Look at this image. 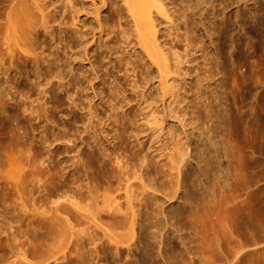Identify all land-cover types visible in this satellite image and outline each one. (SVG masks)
<instances>
[{"label": "bare ground", "instance_id": "6f19581e", "mask_svg": "<svg viewBox=\"0 0 264 264\" xmlns=\"http://www.w3.org/2000/svg\"><path fill=\"white\" fill-rule=\"evenodd\" d=\"M2 1L4 2V0ZM5 1L8 3L6 6L8 10H5L7 13L4 21L2 18L4 23L0 24V46L3 47L0 49V59L7 60V79H5L7 95L5 97L0 93V104L2 105L0 107V153L6 158L7 169L4 170L5 172L3 171L4 177L1 176L0 180L5 182L4 190L7 186L6 211L10 220L7 230L0 227V234L7 233L6 263L210 264V257H207L209 254L206 253L207 256H198L197 258L196 255L200 253L203 238L208 236L212 228L217 225L220 230L225 229L224 239L227 245L226 250L222 249L219 240L213 235L214 243L211 241L215 245V248H212L213 254L216 253L215 255H219L220 258L222 256L221 259L224 261V258L226 260L227 257L225 254L231 252L236 254L234 258H232L233 256L231 258L237 260L238 264H263L264 253L262 249L264 248L262 246V249L259 248L261 242L256 245L258 251H261L259 254L245 256L241 250L249 241H254V245L256 242L258 243L264 234V188L260 184H263L261 179L264 176V99L262 93L257 97L258 106L249 113L250 118L247 112L243 111V106L237 105L235 99L232 102L235 108H230L228 111L225 109L226 114L223 115L225 123L223 125L226 133L229 134L226 144L223 143L225 144L223 155L226 159L232 158L234 174L231 173L238 181L236 188L224 183L226 175L218 173L220 170L219 155L221 156L222 150H220L221 153L218 152L217 147L220 143L218 144L213 136L212 138L208 136L205 143L200 141V144L197 145L198 148H194L193 154L189 145L191 136L186 131L187 125L184 122L185 115L181 117L180 121L178 120L179 123L175 122L176 127L182 133L175 135V126L170 125L167 116L175 115L178 106L183 104V93L179 91L178 86L171 92L166 90L165 84L159 86L162 95H165V90L169 93L171 101L166 100L168 102L167 107L166 103L163 104L164 113L162 116L153 109H149V114L145 118V121L147 120L144 122L145 128L148 129L151 136L157 139L155 141H158L159 144L155 157L149 158L147 154L143 153L145 145L137 139V135L142 136L144 133L142 129L140 130L142 125L138 124L139 121L136 120L135 116L129 119L130 122L127 121V112L123 111L126 108L125 105L132 103L126 97L123 98L125 105L117 102L120 110L117 112L114 110L116 115L108 110L109 114L114 113L113 118L115 120H111V123L113 125L117 123L114 126L116 131L111 129L115 133H113V138L108 136L112 139H107L106 134L109 132L107 127L109 129L111 127L106 123L105 126L104 122L99 120L94 109L96 107H93L91 102L88 106L86 105L88 108L82 105L81 100H87V93L85 92L86 98H82L83 94L82 97H79V99L82 98L80 100L82 104L77 100V102L75 100L70 101L74 110L68 109L71 111V115L67 111L69 121L64 120V122L59 123L53 120L52 108L62 107L63 100H59V96L56 97L55 95L54 97L61 104L54 100L57 104L52 101L55 106L51 104L50 106L51 100L49 101L48 94L55 90L57 93L58 89L64 92L66 86H70L69 77L66 78L67 76L65 77L61 73L66 71L70 78L74 77V87H80V85L76 78L77 69L72 65L73 60L66 64L64 63L66 61H59L61 62L59 64L57 63L59 58L57 61L54 59L56 58L55 55L49 58L45 54V48L38 44V35L40 30H43L49 36L48 38L54 39L57 32L54 25L57 22L58 12H63L65 5H69L75 15L71 22V27H73L71 28V35L73 37L69 41V48L71 50L82 48L87 29H84L80 23L79 10L76 11L73 5L77 0H57L56 6L51 10L42 0ZM85 1L80 0L81 5H84ZM118 1L121 3L132 39L140 54L149 64L148 69L156 65L157 71L161 73H163V67L170 69L171 66L168 64L167 54L157 43L158 35L162 37L164 33L162 42L165 44L167 53L170 54L169 48L171 51L173 50L172 55L175 58V63H180V55L175 52L174 45L170 44L174 40L180 44L182 42L185 44V51L192 45L195 47L201 45L203 40L198 34V28L203 23H196V19H201L204 12L216 11L212 0L208 6H206L208 0H161L165 4L159 6L155 3L157 0ZM249 1L251 0L230 1V4H242L244 8L243 11L237 10L235 21L231 18L227 22L223 21L219 57L223 72L232 78L230 84L232 97L239 96L242 103L246 100L247 94L249 95V90L257 88V86L260 87L259 84L262 81H260L259 76L264 75V0L259 1L262 3V6L260 4L258 8H261L262 11L261 19H257L256 15L254 16L257 18L251 16ZM102 2L104 5L106 4V0H102ZM165 5L168 6L170 14L165 10ZM202 7L205 9L198 13L197 10L201 11ZM221 8L219 11L220 9L223 11V7ZM161 10L164 12L160 13ZM154 14L158 18L165 19L164 27L160 24V27L165 29L162 33L157 30L158 25L155 23ZM95 17L102 35L109 36L112 34V31L106 33L105 29L110 21L108 19L102 20L98 13L95 14ZM57 23L59 26L62 24ZM214 23L209 24L208 29L210 31L214 30ZM179 24L184 26V34L178 33ZM234 25L236 29L238 28L237 30ZM114 27L115 25L112 26V28ZM116 27L122 32L121 26L117 25ZM68 29L63 26L59 29V33L66 35ZM167 29L172 30V35L167 34ZM206 34L211 41L210 35ZM217 35L218 32L215 33V36ZM166 36H172V41L168 45L164 39ZM112 38L110 37L104 44L102 43L103 53L99 55L101 61L108 59V55L114 53ZM58 44L54 45L57 51L56 55L66 45L63 41ZM155 48L156 50L159 48L160 51H156ZM119 61L122 62L121 58ZM133 62L130 70L132 75L138 68ZM27 65H30L29 70ZM88 65H90L92 77L89 79L91 86H87L92 89L93 81L99 76L96 67L91 66L89 61ZM54 66L59 67H56L54 71ZM111 67L114 68L113 65ZM43 70L49 74L48 77ZM126 72L128 70H125L123 77L127 75ZM249 72H253L254 76L258 75V78L249 80L248 75L252 79L254 77ZM10 74L13 75L10 76ZM30 74L33 79H36V82L32 80L34 83L31 85L26 84L24 80L23 82L19 81L17 77H26L24 79L29 80ZM236 74L239 75V78H236ZM53 80L58 85L56 88ZM186 82V79H183L177 85L186 87ZM71 89L73 90L70 88V91H72ZM69 93L68 95L72 99L73 94ZM75 93L74 95L80 94V92ZM15 94L18 98L14 97ZM58 94H60L59 90ZM165 96L166 99L169 97L168 94ZM54 97L51 98L54 99ZM170 98L168 99L170 100ZM24 101H28L27 108ZM179 108L183 111L181 107ZM186 110L184 111L187 114ZM131 111L130 114H133ZM74 112L84 114L79 116V119L78 116H74ZM118 112H124L120 114L123 115L124 122H129L130 126H137L131 134L135 140L131 144L132 153H129L134 158L132 159L133 162L125 160L129 151L125 153L126 158L123 159L124 156L120 153L123 157L118 155L114 161L111 155L107 154L110 146L116 145L115 142L118 141L115 149L124 143L122 142L123 137L125 140L128 139L127 141L130 143V138H125L126 132H123L125 124L121 125L124 122L120 120L121 117L118 116ZM28 115H32L35 120L38 119V124L45 122L46 125L42 124L38 135L35 134L32 124L26 120ZM247 116L249 120H246ZM109 119L112 117L109 116ZM121 121L123 123L120 124ZM68 122L69 125L76 127L73 129L75 130L74 137H76V133L80 137L78 138L79 142L76 138H72L74 141L72 146L69 145L72 143L69 136L73 137V135L67 131V129H72V126L68 128ZM192 124L197 125V127L194 126L193 136L198 133L199 137H203V131L199 132V122L195 121ZM219 124L218 126H223ZM59 125L65 129L59 131ZM206 130L207 133H210L211 128L208 127ZM146 136L148 135L146 134ZM240 140L241 142H239ZM102 141L107 143V147L103 148L102 143L98 144ZM77 142L81 143L79 144L82 146L81 149H77L78 146L75 145ZM170 142H173L171 147L173 151L171 154L168 153L171 159L167 157L168 154H165L166 151L169 152ZM251 144L253 148H251ZM60 146L66 147V152L72 154V157L67 155L69 156L68 159H63ZM113 146L112 148H114ZM122 148L123 151H127L126 145L125 148L124 146ZM83 149L86 151H82ZM117 150L115 151L117 152ZM204 155L206 170L201 172L199 162H194V166H191L192 161H194L192 157L201 159ZM164 156L166 159H170V163L169 160L165 161L168 164L164 163L162 159ZM131 158L129 157L128 160ZM204 172L206 174H203ZM205 175L211 176L210 185ZM228 175H231L230 172ZM253 180L256 188L253 186L254 191H249ZM6 194H4L5 197ZM219 207L223 209L225 214L230 211L236 213V219H233L235 221L230 223L231 225L224 223L222 217L227 215L220 213ZM253 216L255 218V222H253L256 223L255 227L250 222ZM12 224H16L17 227H13ZM186 225L189 226L190 238H186L188 234H185L183 230ZM233 230L241 239L235 246H233L235 243L232 242H236L237 239L232 240ZM210 233L212 234V232ZM20 235L25 241H19ZM190 244H195V247L192 245L190 247ZM209 248L208 250L211 249ZM124 253H126L125 258ZM191 254H193L192 257Z\"/></svg>", "mask_w": 264, "mask_h": 264}, {"label": "rangeland", "instance_id": "374dc122", "mask_svg": "<svg viewBox=\"0 0 264 264\" xmlns=\"http://www.w3.org/2000/svg\"><path fill=\"white\" fill-rule=\"evenodd\" d=\"M42 1L45 2L49 6L50 10L54 6H56V4H57V2H56L57 0H42ZM212 1H213V5H214L216 11L213 12V11L209 10L208 12H204L201 19H196V23H200V22L203 23V25L200 26V28H198V34H200L199 36L203 40L201 45H198L197 47L192 45L191 47H189L185 51L186 47H185V44H183L182 42L180 44V43H177L176 40H174L170 44V41H172V36L171 37L166 36L164 38L166 40V45H168V44L174 45L175 52L180 55V58H181L180 63H178V62L175 63V58L172 55L173 50L171 51V49L169 48L168 51H170V54L167 53V49H165V46H164L165 44L162 42V37H163L164 33L162 34V37H161V35H158L157 43L160 45V48L162 50H164V53L167 54L168 64L171 66L170 69H164V67H163V70H164V71L162 70L163 73L157 71L156 65L151 67L150 69H148L149 64H148L147 60L144 58V56H142L140 54L136 43L132 39L133 37H132V34H130V30L128 29V25L126 23L125 15H124L122 8H121V3L118 0H106L105 5L103 4L102 0H86L84 5H81L82 2H80V0H77L75 2V4H73L76 11L79 10L78 18L80 20V23L84 26L83 27L84 29H87L85 39H84L83 44H82V48H77L76 50L75 49L71 50L69 48V46H70L69 41L71 40V37H73V35H71V28H73V27H71V22H72V19L74 18L75 15L71 11V9L69 8V5H65V9H63V12H65V13L58 12V15H57L58 16L57 22H59V24L60 23H62V24H61V26H59L58 23L56 22V24L54 25V27L57 31L55 33L54 39L48 38L49 36H47L46 32L43 30H40L39 35H38V44L41 47L45 48V54H47V56L49 58H52V55H53V57L55 55L56 58H54V59L57 61V59L59 58V60L57 62L59 64H61L62 61L63 62L66 61V62H64L66 64L68 62H71V60H73L72 65L77 69L78 75H76V78L78 79L79 85H80V87L75 86L76 87L75 88L74 87V77L70 78V75H67L66 71L62 72L64 74L61 73V75H65V77L67 76L66 78L69 77L68 80L70 81V86L68 87V85L66 84L67 85L66 88L67 89L69 88L68 91L66 88H65L64 92L61 91L60 89H58L60 94H58V90H57V93L55 92L56 91L55 90L54 92L49 93L48 94L49 96L47 95L49 98V101L51 100L49 105L50 104L54 105V103L57 104L58 101L56 100V97H58V96H59L58 97L59 100L60 99H61V101L63 100L62 101V107L57 106L56 109L52 108L53 113H54L53 114L54 115L53 120H55L56 122L58 121L59 123L64 122V120L69 121V118L67 117V115L69 114L68 112H70V115H71V111L74 110V108H72L73 105L70 102L71 100L72 101L75 100V102L79 101L80 103L82 101L83 104L82 103L81 104L85 105V106L86 105L88 106V104L91 102L94 106L92 104L91 105L93 107L97 108V109L96 108H94V109L96 110V114H98L97 117L99 116L98 117L99 120L101 119L104 122V124L106 123L107 125H109L111 127L110 129H109V127H107L109 132H107L108 134H106V135H107V139H112L113 138L112 136L115 134L112 131L114 129H115L114 131H116V127H114V126H116L117 123L113 121V123H116V125L115 124L113 125L111 123L112 122L111 120L114 119L113 118L114 113L117 112L118 110H120L119 109L120 106H119V104L117 105V102L123 103L125 105V102H123L124 101L123 98L126 97L127 100L132 102L131 105H125L124 106V107H126L125 110L123 109L124 112H127V115H126L127 121H129V119L132 118V116L133 117L135 116L136 120L139 121L138 124L140 126L142 125L140 127V130L142 129V131L144 133L142 132L143 133L142 136L137 135V139L139 140V142H142L145 145L143 153L147 154L149 158H151V157L153 158L156 155V150L158 149L159 144H158V141H155L157 139L154 136H151L148 129L145 128L146 125L144 122L147 121V120L145 121V118L149 114V109H153L156 113H159V115L162 116L164 113V105L163 104L166 103V107H167V105H168L167 103L169 101H171L170 95H169V93L166 92V90L171 92V91L175 90L176 86H178L179 91L181 93H183V98H184L183 104H181V106H178V110L176 111L175 115H172V116L168 115L167 116V119H169L170 125L175 126V128H174L175 135L176 134H182L181 131H179L180 129L178 127H176L175 122L179 123L178 120L180 121L181 117H183L185 115L184 122L187 125L186 131L189 132V134L191 136L190 137L191 140H190L189 145H190V150H192L193 154H194V148H198L197 145L200 144V141L202 143H205L206 142L205 139H207L208 136H210L211 138L213 136V139L215 138L214 140L217 141L218 144L219 143L221 144V145L217 144L218 145L217 148L219 149V151L218 150L217 151L219 153H221L220 150H222L221 156L219 155V157H220L219 158L220 170L218 173L219 174L222 173V174L226 175V180L224 183H228V184H230L236 188L238 186V184L236 182H238V181L233 176L234 164L231 162L232 158L226 159L223 155L225 144H226V139L229 137V134H228V132L226 133L225 126L223 125V124H225L223 115L226 114L225 109H227V111L230 110V108L233 109V107L235 105L232 102H234V99H235V101L237 102V105L238 106L242 105L243 111L247 112V114L249 116L250 111L255 109L258 106L257 97L259 96L260 93H262V96L264 99V95H263V93H264V79H263L264 75L259 76L261 79L260 81H262L261 84L263 83V86H261V84H259L260 87L257 86V88H253L252 90H249L248 91L249 95L247 94V98L243 103H242L241 98L239 96H236V98L232 97L233 94L231 93V89H230V84L232 83V78H230V76H228L227 74H225L223 72V70L221 68V63L219 60L220 51H221L220 50L221 35H222V29H223L222 23H223V21L227 22V20H229L230 18L233 21H235V14H236L237 10L243 11L244 7L242 4H237V3L230 4L231 0L230 1L229 0H212ZM226 1H228V2L226 3ZM259 1L260 0L249 1L251 16L253 17L254 15H256L258 18L256 16H254V18L256 17L257 19L262 18V17H260V16H262L261 8L258 9L260 7L259 6L260 4L262 6V3H259ZM209 2H210V0H208L206 2V4H207L206 6L209 5ZM155 3L158 6L161 4H165V2L161 1V0H157V1H155ZM227 4H229L230 6ZM7 5H8V3L5 0H4V2L2 0H0V24L4 23L3 21L5 18V15L7 13V11L5 13V10H8V8L6 7ZM220 5H222V6H220ZM221 7H223V11L221 10L222 9ZM219 8H221L220 11H222L223 13L222 12L220 13ZM202 9H205V8L202 7L201 11L197 10V12L201 13L203 11ZM165 10H167L168 13L170 14V11L168 10V6H166V5H165ZM194 11H196V10H194ZM162 12H164V10H161L160 13H162ZM260 12H261V14H260ZM97 13L99 15V18H102V20L108 19L110 21L108 27L105 26L106 33H107V31H112V34H110L109 36H107L106 34L102 35L101 30L98 28V26L96 24V17H95V14H97ZM2 18H3V21H2ZM154 20L156 21L155 23H157V25H158L157 30H159L160 33H162V31H164L165 29H162L160 27V24L162 25V27H164L163 25H164L165 19L158 18L154 14ZM211 23L215 24V28L213 31H210L208 29L209 24H211ZM87 25H89V27H86ZM114 25H115V27L117 25L121 26L122 32L119 29H117V27L112 28V26H114ZM63 26L69 28L68 33L66 35L59 33V29L62 28ZM108 28H112V29H108ZM178 28H179L178 33L184 34V26L182 24H179ZM203 28H205V29H203ZM234 28L236 29L235 25H234ZM171 32H172V30L167 29V34L168 33L171 34ZM216 32H218L217 36H215ZM206 33H208L210 35V37L212 38L211 41L209 40V38H207ZM110 37L111 38L113 37L112 38V44H113L114 53H113V55H111V54L108 55V59L101 61L99 58V55L100 54L102 55V53H103L102 43L104 44L105 41L108 40ZM60 41H63V43L66 45H65V48H63L61 50V52L56 55L57 51H56V48L54 47V45L55 44L59 45L58 43H60ZM179 41H180V38H179ZM50 45H51V47H50ZM2 48L3 47H1L0 49H2ZM155 50H156V48H155ZM156 51H160V49L158 48V50H156ZM57 56H59V57H57ZM120 58H121L122 62L119 61ZM131 60L134 61L133 63L138 66V68L136 69V72L133 75L130 73V70L132 67V61ZM59 61H61V62H59ZM88 61L91 63V66L94 65V67H96L95 69L97 70V73L99 76L98 79L93 81L92 89H90L91 87L87 86V85L91 86L89 84V79L92 77V71L90 69V65H88ZM118 61H119V63H118ZM129 61H130V64H128ZM108 62H110L109 65H106ZM111 65H113L114 68H112ZM26 67L28 70L30 69V65H27ZM56 67H59V66H54V69H53L54 71H55ZM243 69H245V68H243ZM125 70L126 71L128 70V72H126L127 75L123 77V74H125ZM43 72H44V70H43ZM45 74H43L44 77H46V76L48 77L49 74H46V76H45ZM250 74L252 75V77L254 76L253 72H251ZM12 75L13 74H10V76H12ZM30 75H29L30 81L24 79L26 77H19V76H17V77L19 78V81L23 82V80H24L26 84L31 85L34 83V81L36 79L35 78L33 79V76L32 75L30 76ZM247 77L249 80L250 79L254 80L255 77L258 78V75L254 76L253 79L249 75ZM261 77H263V78H261ZM236 78H239L238 74H236ZM5 79H7V60L6 59H0V93L6 97V95H7V84L5 83ZM183 79H186V81H187L186 87H184L182 85H177L178 82L180 80H183ZM32 80H34V81H32ZM132 80H134V81H132ZM31 81H32V83H30ZM53 84H54L55 88L58 86L56 84L55 80H53ZM164 84L166 85L165 95L168 94V96H169L168 98H170V100L168 98L166 99L165 98L166 96L162 95V93H161L162 91H160L159 86L164 85ZM261 87H263V88H261ZM70 88H73V90L71 89L73 92L74 91H76L77 93L80 92L81 95L80 94H78L79 96L74 95L75 92L73 93L72 91H70ZM34 89H35V87H34ZM75 89H77V90H75ZM35 91H36V89H35ZM93 91H94V94L96 93L95 97H94ZM69 92H71L75 97L73 98V95H72L71 96L72 99H71L69 96L71 94ZM84 92L87 93V98H86V95H84L85 94ZM68 93H69V95H68ZM77 93H75V94H77ZM82 94H83V97H82ZM55 95H56V97H54ZM47 96H46V98H47ZM14 97L18 98V97H16V94ZM51 97H54V99ZM79 97L86 98L87 100H84V99L81 100L82 98L79 99ZM68 98H70V99H68ZM164 98H165V100H164ZM153 99H155V100H153ZM54 100L57 102H55ZM166 100H168V102ZM163 101H165V102H163ZM115 103H116V105H115ZM58 104H61V102H58ZM109 104L110 105L112 104L111 106L113 108L112 107L110 108ZM24 105L26 107V105H28V101H24ZM251 105H253V106H251ZM1 106L2 105L0 104V107ZM87 106L85 108H88ZM116 106L118 107V109H116L117 108ZM179 107H181V109H183V111L180 110ZM263 107H264V100H263ZM63 108H65L67 110L65 111V109H64V111H63ZM68 109H70L71 111L70 110L68 111ZM185 109H187L186 110L187 114L184 111ZM108 110L110 112L111 111L114 112V110H115V112L113 114L112 113L109 114ZM130 111L133 114H130ZM124 112H121V113L118 112L119 113L118 116L121 117V119L120 118L119 119L122 120L123 122L125 119L123 120V118H122L123 115H120V114H123ZM83 114L82 113L78 114L77 112L76 113L74 112V116H78L77 118H79V116H82ZM115 115H116V113H115ZM109 116H110V118L112 117V119H109ZM248 116L246 117L247 118L246 120H249L250 116H249V118H248ZM70 118H72V117L70 116ZM221 118H222V121H221ZM62 119H63V121H62ZM215 119H217V120H215ZM26 120L28 122H30V124H32V127H33L36 135H38V132L41 130L42 124L46 125L45 122H43L44 120L42 121L43 123L38 124L39 120L38 119L35 120L32 115H28ZM207 120H208V122H207ZM218 120H219L220 124L224 126V127L221 126L223 129L220 126H218V124H219ZM122 121L120 122V124L123 123ZM195 121L199 122V124H198V126L200 127L199 132L203 131L202 132L203 137H199L198 133H196L195 136H193L194 126L197 127V125L192 124V122L194 123ZM126 122H124L121 125L123 126L125 124L123 132H126L125 138L126 137L130 138V143L127 141L128 139L125 140L123 137L122 142H124L125 144L121 142L124 145H122V144L120 146L118 145V148H117L118 150L115 149V147H117L116 145H117L118 141L115 142L116 143L115 146H113V145L110 146L111 150L109 149V153L107 151L106 152H107V154L111 155V158L113 161L115 160L116 156H118V155L120 156L122 154L124 157L122 155L120 157H123V159H124L127 157V156H125L126 155L125 153H127L128 151L129 152L127 153V155L129 153L130 154L132 153L131 144H133L135 142V140H134V138H132L131 134H133V132L135 131L137 126H130L128 124L130 121L128 123H126ZM70 123H72V122L70 121ZM106 124H105V126H106ZM126 124H128V125H126ZM68 125H69V122L67 123V126ZM71 126L72 125L70 124L68 126V128ZM207 126L211 128L210 133H207V130H206L208 128ZM59 128H60L59 131H61L63 129L62 125H59ZM73 129H76V127L72 126V129L71 128H70V130L67 129L68 133L69 134L72 133V135H73V133L75 131ZM111 129H113V130H111ZM131 131H132V133H131ZM109 133H111V134L109 135ZM145 133L148 136H146ZM70 136H69L70 139L76 138V140L79 142L78 138H80V137H79V135L77 136V133H76V137H74L75 135H73V137L72 136L70 137ZM108 136H110L112 138H109ZM38 139H40V138H38ZM125 141H127V142H125ZM221 141H224V142L221 143ZM236 141H237V138H236ZM71 142H72L71 144L69 143L70 146H72V144L74 143L73 139ZM104 142L105 141H102L98 144L100 145L102 143L103 148L107 147V143L106 142L104 143ZM239 142H241V140ZM77 143L75 144L78 146L77 149L78 148L81 149L82 146H79V144H81V143H78V144ZM223 143H225V144H223ZM172 144H173V142L169 143V146L171 145L170 147H168L169 152L166 151L165 154H168V153L171 154L172 153V151H173V150H171ZM125 145L127 147V149H126L127 151H123L122 147L124 146V148H125ZM112 146L114 148H112ZM195 146H197V147H195ZM60 147H61L60 148L61 157L63 159L67 160L69 156H70V158L72 157V154H69L66 152V147H63V146H60ZM119 147H120V149H122L121 151H120ZM251 148H253V145L251 146ZM85 149H83L82 151H86ZM115 150H117V152ZM230 151H232V149H230ZM195 153H196V151H195ZM130 154L128 155L127 159H125V160L128 162H133L132 159H134V158ZM170 154H168V156L167 155L166 156L171 159ZM63 155H64V157H63ZM67 155H69V156H67ZM166 156H164L165 158L162 157V159L164 160L165 164H168L165 161L169 160L168 162L170 163V159H166ZM129 157L130 158L132 157V158L128 160ZM5 159H6L5 156H3L2 153H0V177L1 176L4 177L3 173L6 171L5 169H7V166H6L7 162ZM192 160H194V161H192L191 166L193 165L194 162H199L200 171L203 172L206 170V168H205V155L201 159H199L198 157H197V159H196V157L194 159V157H192ZM71 161H72V159H71ZM226 162L227 163L229 162L228 165ZM230 162H231V164H230ZM213 165H214V163H213ZM225 165H227V166H225ZM203 166H204V168H203ZM222 166H223V168H222ZM67 171H68V169H67ZM228 171L230 172L231 177L228 175V173H229ZM226 172H227V174H226ZM203 174H206V173L204 172ZM206 178H207V181H209V185H210L211 176L209 177V175H207ZM1 181L2 180H0V193H1L0 194V202L3 199L4 200L0 203V227L7 230L8 222L10 220V219H8V215H7V211H6L7 210L6 209L7 208L6 207L7 206V194H6L7 186L5 188V190H6L5 191L3 188L5 182H3V181L1 182ZM185 181L187 182V180H185ZM261 181H263V184L262 183H260V184L263 185L262 187L264 188V176L262 177ZM2 183H3V186H2ZM185 184H187V183H185ZM253 186H255L254 188H256V184L254 183V180H253V183L251 182V186H250L251 189L249 188V191H254ZM1 187H2V189H1ZM135 188H136V186H135ZM235 192H236V190H235ZM4 194H6V197ZM3 197H5V198H3ZM4 205H5V207H3ZM218 211H220V213H223L224 215H227L226 217H224L221 214L223 216L222 219H223L225 224L226 223L232 224L235 221V220H233V219H236V215H235L236 213L235 212L232 213L233 211H230L231 213L229 212V213L225 214L223 209H221V207L218 208ZM232 214H234V215L232 216ZM263 216H264V212H263ZM230 217H231V219H230ZM253 221L255 222L254 216L252 217V220H250V222H251V224L253 223V227H255L256 223H254ZM12 226L17 227L16 224H12ZM188 227L189 226L186 225V227H184V229H183L185 231V234H188V236L186 238L191 237V236H189L190 231H189ZM218 227L219 226L216 225L215 227L212 228V230L210 231V232H212V234L210 232L208 233L209 238H208V236H205L204 237L205 239L203 238V240L201 242L200 253L196 255V258L198 256H205L207 253L209 255L208 256L206 255V256L210 257V260L207 259L210 261V264H234L235 262H236V264H238L237 260L232 259L236 256L235 253L227 252L225 254V256H227L228 258L230 257V258L228 259L226 257V260L224 258V261H223V259H221L222 256L220 258L219 255H217V256L215 255L216 253H214V254L212 253V248L213 249L215 248V245L213 244L214 242L212 240L213 235L215 236V237L213 236L214 238L219 240L221 248L226 250L227 243L225 242V239H224L225 229L222 228L223 230L222 229L220 230V228H218ZM232 234H233L232 240L234 241L235 239H237V240H235L237 243L232 242L233 244L235 243L233 245V246H235L240 242L241 239L237 236V232L235 230L232 231ZM21 236L22 235H20L18 237L19 241L20 240L22 242L25 241V239ZM6 237H7V233H5V234L3 233L0 236V264L7 262V261H5V260H7V251H5V250H7V242H6L7 238ZM260 242H261V245L259 246V248H261V246L264 248V234H263V236H261V240H259L258 243L256 242V244L254 245V243H255L254 241H249L241 250L245 254V256L246 255L250 256V255H253L256 253L259 254V253H261V251L260 252L258 251V248H256V245H259ZM250 244H252V245H250ZM191 245H192V247H195V244L194 245L190 244V247H191ZM208 248L210 250H208ZM262 250H263L262 252L264 253V249H262ZM201 251H202V253H201ZM66 252H68V251H66ZM210 253H211V255H210ZM125 254L126 253H124V258H125ZM192 255L193 254H191L190 256L192 257ZM196 258H194L195 261H196ZM231 260H232V262H231ZM263 264H264V261H263Z\"/></svg>", "mask_w": 264, "mask_h": 264}]
</instances>
